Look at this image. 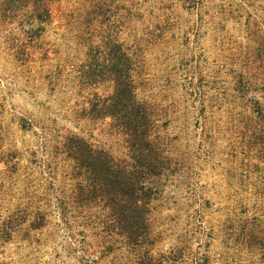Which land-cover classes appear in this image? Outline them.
Here are the masks:
<instances>
[{"label": "rangeland", "instance_id": "rangeland-1", "mask_svg": "<svg viewBox=\"0 0 264 264\" xmlns=\"http://www.w3.org/2000/svg\"><path fill=\"white\" fill-rule=\"evenodd\" d=\"M110 43L164 158L138 244L67 152L128 160ZM0 264H264V0H0Z\"/></svg>", "mask_w": 264, "mask_h": 264}, {"label": "trees", "instance_id": "trees-1", "mask_svg": "<svg viewBox=\"0 0 264 264\" xmlns=\"http://www.w3.org/2000/svg\"><path fill=\"white\" fill-rule=\"evenodd\" d=\"M105 61L112 92L95 98L88 111L115 123L124 135L128 160L115 159L76 136L69 137L67 152L80 175L79 187L101 199L125 238L138 244L146 235L148 202L154 192L148 181L161 173L164 158L150 136L148 109L134 95L131 58L119 44L110 43Z\"/></svg>", "mask_w": 264, "mask_h": 264}]
</instances>
